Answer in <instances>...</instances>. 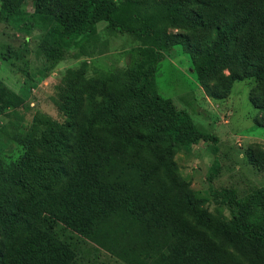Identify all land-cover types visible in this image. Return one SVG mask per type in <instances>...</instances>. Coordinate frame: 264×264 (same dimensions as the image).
Returning a JSON list of instances; mask_svg holds the SVG:
<instances>
[{
  "label": "trees",
  "instance_id": "obj_1",
  "mask_svg": "<svg viewBox=\"0 0 264 264\" xmlns=\"http://www.w3.org/2000/svg\"><path fill=\"white\" fill-rule=\"evenodd\" d=\"M72 1L52 10L48 0H0V23L47 27L42 41L52 59L91 41L101 22L136 46L121 75L100 72L83 91H73L55 142L65 178L56 188L30 189L16 169L33 173L32 160L4 171L0 161L2 202L11 191L6 175L28 191L14 205L8 201L10 212L0 211L7 229L22 230L7 245L0 241L1 264H98L103 254L124 264H264V186L242 198L215 191L230 211L228 222L199 208L174 174L172 152L215 144L217 137L199 130L155 84L162 41L183 43L197 78L209 74L216 82L214 97L234 81L257 79L251 102L264 127V0H154L155 10L142 16L129 1L124 10L114 0ZM28 2L32 12L23 9ZM159 23L180 32L167 34ZM42 126L32 124L33 147L44 140Z\"/></svg>",
  "mask_w": 264,
  "mask_h": 264
},
{
  "label": "rangeland",
  "instance_id": "obj_2",
  "mask_svg": "<svg viewBox=\"0 0 264 264\" xmlns=\"http://www.w3.org/2000/svg\"><path fill=\"white\" fill-rule=\"evenodd\" d=\"M48 1L52 10H64L74 2ZM114 1L122 10L127 1L133 3L141 16L156 7L154 0ZM33 8V2L23 5L26 12H32ZM158 27L167 34L180 32L170 24L159 23ZM46 28L36 26L23 30L0 23L1 171L21 159L32 160L33 173L16 169L29 180L31 190L56 188L65 179L57 162V152L60 151L55 142L67 122L66 109L73 91H83L100 72L121 75L130 61L129 50L136 46L134 38L115 33L101 22L96 25V35L91 41L86 40L80 48L63 51L60 60L52 59L46 55L42 41ZM160 49L164 59L156 73L158 94L172 100L178 110L186 111L199 130L217 137L215 144L199 142L188 149L175 148L171 157L174 174L184 185V193L196 201L199 208L222 222H228L230 211L214 192L229 190L235 197L242 198L264 186V127H259L261 112L251 102L258 81L254 77L234 81L221 97H214L212 89L216 82L209 74L203 79L197 78L193 57L185 44L166 39ZM222 75L226 76L228 72L222 71ZM33 123L41 129L42 124L47 125L43 130V142L34 147L31 146L32 138H29ZM48 143L52 144L50 150ZM214 169L217 174L209 181L207 177ZM4 178L9 179L7 175ZM8 179L3 182L11 189L5 192L9 196L8 200L4 197L6 203L2 202L0 192L2 213L10 212L11 207L6 205L8 201L13 204L28 193L13 179ZM21 231L7 229L0 221L3 245ZM9 258L10 255L5 253L3 259L8 261ZM98 264L124 263L103 254Z\"/></svg>",
  "mask_w": 264,
  "mask_h": 264
}]
</instances>
